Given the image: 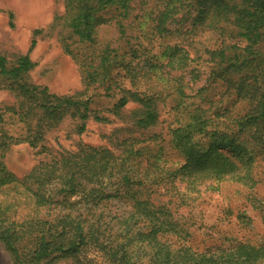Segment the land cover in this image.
Returning a JSON list of instances; mask_svg holds the SVG:
<instances>
[{"label":"trees","instance_id":"obj_1","mask_svg":"<svg viewBox=\"0 0 264 264\" xmlns=\"http://www.w3.org/2000/svg\"><path fill=\"white\" fill-rule=\"evenodd\" d=\"M135 1L64 0L65 14L55 19L53 27L67 26L70 39H76L84 50V55L75 57L71 44L66 45V52L81 62L85 94L98 86L104 88L106 98L116 97L108 111L115 120L100 111L94 119L100 123L121 122L123 127L114 135H125L113 142L117 153L81 146L76 152L40 162L22 178L0 161V244L12 264H41L49 257L85 264L81 254L90 246L102 252L110 264H264L263 245L240 241L228 248L195 249L173 214L151 201L149 193L152 180L162 181L161 174L169 179L181 174L198 181L229 180L255 186L253 156L264 145V0H156L147 8L149 31L157 36L166 33L167 27L188 20L194 26L218 32L221 44L206 52L218 70L215 82H222L226 93L245 105V112L237 117H231L228 108L211 106L205 110L198 106L188 111L180 104L176 106L167 128L168 146L182 159L175 168H167L162 132H155L164 122L161 96L138 85V69L132 63L137 59V67H156L147 56L148 47L139 44L141 37L134 36L130 26ZM107 10L117 14L109 19L98 16ZM106 25L115 27L119 40L123 44L125 41L123 47L99 39ZM189 58L188 54L179 58L171 54L166 67L172 71L185 69L190 66ZM33 68L28 56L10 61L0 55V89L22 99L19 106L3 113L20 115L28 126V136L22 142L35 150L43 131L53 130L69 114L84 123L78 127L83 133L93 110L84 93L59 97L32 85L28 73ZM177 93L186 97L182 88ZM130 105L136 107L127 111ZM34 118L38 121L33 134L30 119ZM9 146L2 142V153ZM114 177H119L122 188L113 195L107 188ZM53 188L58 192L53 194ZM59 195L66 201L80 197L85 203L128 198L132 205L122 224L133 222L141 227L132 230L125 243L105 245L99 239V227H89L83 214H41V209L59 204ZM27 203L33 205L35 214L21 213L19 207Z\"/></svg>","mask_w":264,"mask_h":264},{"label":"rangeland","instance_id":"obj_2","mask_svg":"<svg viewBox=\"0 0 264 264\" xmlns=\"http://www.w3.org/2000/svg\"><path fill=\"white\" fill-rule=\"evenodd\" d=\"M155 1L136 0L129 19L135 33L133 35L141 37L138 42L148 47L147 56L156 67L153 70L149 66H143L144 64L137 67V59L132 60V63L138 69V85L161 96V120L164 122L155 132H162L167 168H175L182 159L168 146L167 128L173 121L176 106L180 104L179 107L182 106V109L188 111L198 106L205 110H209L211 106L228 108L230 116L237 117L245 112V105L236 102L231 93H226L222 82H215L218 70L209 62L206 52L221 44L219 33L194 26L193 21L188 20L181 25L167 27L166 33L157 36L149 31L150 23L146 16L147 8ZM64 4V0H0V55L10 61L18 56H28L34 64V68L28 73V80L32 85L46 88L52 95L72 97L79 93L85 94V86L82 82L81 62L66 52V45L71 44L75 57L76 54L82 55L84 50L76 39H70L71 32L67 26L53 27L55 19L65 14ZM116 14L107 10L100 11L98 16L109 19ZM35 31H38L37 35L34 34ZM141 33L145 35L144 38ZM99 39L110 42L115 47L125 45V41L123 44L119 40L113 25L103 26ZM33 41L36 42L35 46L32 45ZM171 54H175L177 58L188 54L190 66L170 70L166 64ZM128 60L131 61L130 57ZM146 74L147 77L144 76ZM181 88L186 94L184 98L177 93ZM85 95L84 100H91L90 108L93 110L90 119L85 122V131L79 133L78 127L84 123L69 114L53 130L43 131L42 139L38 142L39 147L34 150L26 142H22L28 136V126L21 120L20 115L3 113L9 108L19 106L22 99L14 92L1 88L0 144L6 142L10 146L4 153L0 147V161L17 177L22 178L40 162H49L60 154L76 152L81 146L106 148L117 153L113 142L116 137H122L125 133L114 134L118 128L123 127L122 123H100L94 119L99 114L97 111H100L115 120L108 111L115 104L116 97L106 98L104 88L98 86L91 88ZM135 107L130 105L126 110ZM30 120H33L34 134L38 118ZM253 157L256 160L253 173L256 184L253 187L229 180L198 181L181 174L169 179L167 175L161 174L162 181L152 180L153 183L149 185L150 199L173 214L180 228L189 234L187 238L191 245L199 251L228 248L240 241L264 246V145L256 150ZM121 188L119 177H114L107 189L109 194L114 195ZM57 192L58 188H53L52 193ZM63 198V195H59L56 198L59 204L50 209H41V214H83L89 227H99L98 236L105 245L123 244L128 234H132V230L141 227L133 222L122 224L132 205L128 198L112 197L109 201L97 203L80 202V197L69 201ZM19 208L23 214L36 213L33 205L29 203ZM132 245L128 246L129 250ZM52 258L49 257L41 264H73L71 260L53 261ZM81 259L85 264H110L103 253L93 246L82 252ZM0 264H12L9 254L1 244Z\"/></svg>","mask_w":264,"mask_h":264}]
</instances>
